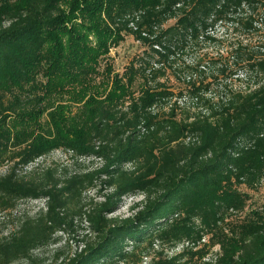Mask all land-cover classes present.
I'll return each mask as SVG.
<instances>
[{
  "label": "trees",
  "instance_id": "16d2710c",
  "mask_svg": "<svg viewBox=\"0 0 264 264\" xmlns=\"http://www.w3.org/2000/svg\"><path fill=\"white\" fill-rule=\"evenodd\" d=\"M221 30L236 35L226 56L200 55L223 43ZM260 32L264 0L0 5V166L10 165L0 176V213L43 202L36 216L0 238V264H42L37 251L76 235L83 224L78 250H56L51 264H264V206L245 214L249 195L240 189L264 183ZM122 34L143 49L126 75L130 86L142 79L139 94L126 102L130 86L117 80L106 99L87 100L81 119L69 124L67 105L51 100L84 102L100 57ZM169 76L185 89L176 94L164 82ZM8 94L13 99L5 105ZM43 127L44 135L34 133ZM57 150L99 166L75 174L67 168L17 173ZM90 191L101 200L87 205ZM129 196L143 199L130 216L110 217Z\"/></svg>",
  "mask_w": 264,
  "mask_h": 264
},
{
  "label": "rangeland",
  "instance_id": "374dc122",
  "mask_svg": "<svg viewBox=\"0 0 264 264\" xmlns=\"http://www.w3.org/2000/svg\"><path fill=\"white\" fill-rule=\"evenodd\" d=\"M16 0H0V5L6 2H14ZM104 17V15H102ZM175 21H171L167 24V26H171L174 24ZM123 40L120 41L118 44H111L109 46L108 52L101 56L98 62V65L96 67V71L93 74V79L90 80V82L86 85L88 86V90L85 94V101L82 103H74L71 99L74 97L66 96L65 98H57L52 99L51 102L54 104V106L58 105H67V109L65 110V114H67L65 117H69L68 123L69 124H77V122L81 119L83 112L85 111V102L88 100L90 101L91 105L95 104L96 102H99L101 100H104L108 97V95L114 91L116 87L117 80L122 81V84L124 86H130L129 80L126 78L127 73H129L130 67L133 65L134 59L136 56H138L141 51L143 50L140 45L136 43V40L132 35L125 34L123 35ZM218 37L221 38V41L223 43L214 45V46H208L204 52L200 53V55H203L206 53L208 57H216L218 53H221L226 56L228 49H230L231 44L236 39V35L232 33V31L225 32L223 30L219 31ZM260 39H264V32H260L259 35L255 37V41L257 42ZM189 61H193L195 59V54L190 53ZM197 56V55H196ZM43 75V73H41ZM42 75H39L37 80L41 84H46L47 80L43 78ZM164 82L167 84L168 87H170L176 94L180 91H183L185 89V86L182 84V82L175 79L173 76H169L168 78L164 79ZM237 84V83H236ZM238 85V84H237ZM143 86L142 79L139 78L134 82L133 85L130 86V94L125 98L126 102L130 99V96H132V93L134 92L137 96L140 92V89ZM36 87H30L31 91H34ZM41 96L44 95L43 91H40ZM39 94V93H38ZM80 95V94H79ZM134 95V96H135ZM13 99V96L11 94H8L3 99V102L5 105H8L10 101ZM44 105L46 102L43 103ZM159 109V108H157ZM53 110L46 111L41 117H40V123L44 125L45 123L49 122L50 117L49 113H51ZM16 119L11 116V118L8 120L12 131L17 132L19 128H14V123ZM43 129H37L34 131L36 135H44L45 132ZM99 161L93 160V159H75L72 158L69 154L65 153L62 150H57L53 153H51L49 156L40 159L33 165L29 166L28 168L24 170H19L17 173L20 176H23L25 174H28L33 171H44L48 168H58L60 171H63L64 169H68L69 173L75 174V173H83L84 171L88 169H93V167L99 166ZM10 165H3L0 166V176L6 175L8 173ZM242 192L249 195V201H248V208L245 212L249 213L251 210L263 207L264 206V183L262 185L258 186L255 189H249L246 187L240 188ZM143 199V196H129L124 197L123 201L120 203V205L116 208L115 212L110 215V217L116 218H125L131 215L132 211L131 208L133 205L137 202H140ZM101 198L99 194L95 191H90L84 194V203L89 205L91 202H97L100 201ZM43 207L42 201H24L20 202L16 209L13 211H6L0 213V238L3 236H7L12 232H15L18 230L20 221L26 217H34L39 212L40 208ZM88 209V207L86 208ZM244 215H241L243 217ZM87 225L83 224L82 228L80 227L78 230V233L76 235H65L60 236V240L57 245H54L52 247L42 249L40 251H37L35 253V257L42 260V264H51L52 257L56 250L61 249L65 251V254H73L75 251L78 250V244L76 240H78L80 237L78 235H82L84 231H87ZM75 239V240H74ZM205 243H209L208 240H206ZM182 247L179 246L174 253H180ZM219 250V247L216 246L212 250V254L210 256V259H212V256H215L217 251ZM173 253V251H170V255ZM149 263L150 259L147 260ZM15 264H28L26 262H17Z\"/></svg>",
  "mask_w": 264,
  "mask_h": 264
}]
</instances>
